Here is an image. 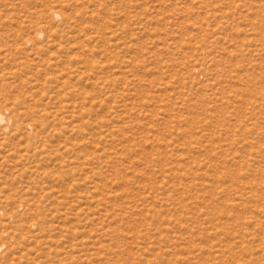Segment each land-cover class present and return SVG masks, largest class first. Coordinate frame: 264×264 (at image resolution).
Listing matches in <instances>:
<instances>
[{"label": "rangeland", "instance_id": "374dc122", "mask_svg": "<svg viewBox=\"0 0 264 264\" xmlns=\"http://www.w3.org/2000/svg\"><path fill=\"white\" fill-rule=\"evenodd\" d=\"M0 117V264H264V0H0Z\"/></svg>", "mask_w": 264, "mask_h": 264}, {"label": "bare ground", "instance_id": "6f19581e", "mask_svg": "<svg viewBox=\"0 0 264 264\" xmlns=\"http://www.w3.org/2000/svg\"><path fill=\"white\" fill-rule=\"evenodd\" d=\"M0 119H1V117H0ZM154 249H155V248H154ZM158 250H159V249H158ZM192 257H193V256H192ZM183 260H184V259H183ZM190 260H191V259H190ZM186 261H187V260H186ZM186 261H185V262H186ZM180 262H181V261H180ZM182 262L184 263V261H182ZM171 264H172V263H171ZM180 264H181V263H180ZM185 264H186V263H185Z\"/></svg>", "mask_w": 264, "mask_h": 264}]
</instances>
